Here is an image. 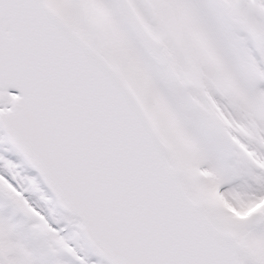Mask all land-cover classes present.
<instances>
[{"label": "snow or ice", "instance_id": "snow-or-ice-1", "mask_svg": "<svg viewBox=\"0 0 264 264\" xmlns=\"http://www.w3.org/2000/svg\"><path fill=\"white\" fill-rule=\"evenodd\" d=\"M0 264H264V0H0Z\"/></svg>", "mask_w": 264, "mask_h": 264}]
</instances>
